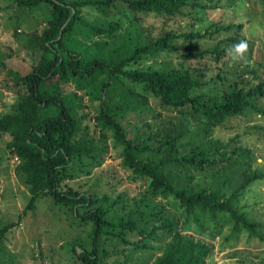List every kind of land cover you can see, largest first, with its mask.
I'll use <instances>...</instances> for the list:
<instances>
[{
  "label": "rangeland",
  "instance_id": "374dc122",
  "mask_svg": "<svg viewBox=\"0 0 264 264\" xmlns=\"http://www.w3.org/2000/svg\"><path fill=\"white\" fill-rule=\"evenodd\" d=\"M198 2L203 7L195 8L190 15L165 19L162 26L151 15L137 14L130 18L125 4L117 1L107 15L92 6H84L80 10L85 21L112 29L111 36L94 34L89 28L79 25L77 31L67 39L75 52L92 55L98 54L100 41L106 42L101 49L103 53L116 47L119 41L127 47H134L144 40L145 30L148 36L168 30L187 34L199 32L203 34L202 37L174 38L170 41L175 46L174 50L141 56L127 67L181 72L188 70L202 82V85L191 91V94L199 96L200 102L219 101L225 92L233 89V83L248 89L259 79H264V0ZM47 9L44 5L23 9L12 0H0V116L11 111L21 93L14 84L15 72H28L38 60L39 51L27 46V38L28 34L42 30ZM112 23L118 29H113ZM239 23L242 27L237 26ZM226 26L231 28L215 31ZM228 37H245L248 41L249 50L243 61L233 62L227 51L218 61L212 55L202 58L185 56L188 51L209 49L218 42L226 46ZM61 88L65 94L77 92L82 98L81 103L85 108L77 111L81 117L80 133L84 134L85 130L88 134L98 136L93 119L98 112L96 101L92 102L85 93L76 91L71 81L62 84ZM257 103L264 109L263 98ZM148 104L151 113L144 117L148 125L145 126L143 122L137 128L126 122L129 137L133 138L136 131L139 134L154 132L161 126L176 124L185 133L177 143L175 154L183 156L211 146L213 141L231 142L230 138L236 135L230 145L240 143L247 146L251 151V170L264 175L263 113L248 111L245 115L228 117L208 132L204 127V118L199 113L187 108L180 113L164 106L151 95L148 96ZM155 113L158 114L157 119L153 120ZM10 143L9 134H4L0 139V228L9 222L15 225L0 239V264H84L77 254L94 244L92 222H82L69 207L54 203L47 195L36 199L33 210L24 211L29 198L28 188L17 173L19 160ZM112 143L113 139L109 136V149L100 165L86 167L83 171L72 169L71 176L63 185L99 198L100 201L93 206L109 209L108 218L111 220L133 219L141 230L149 233L153 230V234L141 237L135 232H124L126 239L145 242L150 248L134 247L117 237L102 235L97 245L99 264H151L161 254L162 245L170 239V233L158 225L164 220L175 225L181 235L208 246L209 253L204 264H264V176L247 186L235 202L236 208L244 212L250 221L261 225L256 228L261 238L250 236L245 228L233 233V223L227 214L213 218L199 209L187 214L171 196L145 195V184L130 180V172L121 165L120 149L114 148ZM223 165L219 163L218 167ZM237 173L235 167L194 171L191 180L185 185L188 190L212 187L228 195L230 184L235 187L238 182Z\"/></svg>",
  "mask_w": 264,
  "mask_h": 264
},
{
  "label": "trees",
  "instance_id": "16d2710c",
  "mask_svg": "<svg viewBox=\"0 0 264 264\" xmlns=\"http://www.w3.org/2000/svg\"><path fill=\"white\" fill-rule=\"evenodd\" d=\"M18 7L31 9L47 7L46 22L40 32L30 33L27 46L39 51V57L28 72H15L14 84L21 91L11 111L0 116V139L9 134L11 147L19 162L17 173L27 185L29 198L25 210H33L38 197L50 196L54 203L69 207L74 216L82 222H92L93 246L77 254L84 264H99L98 240L102 235L113 236L138 248H150L145 242H133L124 236L125 230L139 236L150 237L153 230L144 232L135 220L124 218L118 222L108 218L109 209L93 206L99 198L82 193L64 181L71 176V170L83 171L86 167L100 165L108 152L107 138L113 139V147L120 149L121 165L130 172V180L145 184V195L173 197L187 214L196 210L217 218L228 215L233 223L232 232L242 228L250 236H258L259 223L250 221L246 214L235 206L244 189L257 179L260 172L252 171L250 149L243 144L231 142H211L190 155H176L177 143L185 131L176 124L164 125L156 131L127 135L126 122L134 127L145 122L151 108L148 96L158 99L161 104L180 113L183 109L199 113L204 118L205 129L222 124L228 117L245 115L248 111L264 114L257 101L264 99V79H259L252 87L244 89L233 83V89L225 92L219 101H201L192 89L202 82L188 70L168 71L164 69H130L127 66L141 56L153 55L163 50H174L170 42L174 38L202 37L193 32L180 33L173 30L155 32L134 47H127L119 41L116 47L102 52L106 42H99L98 54H79L71 49L67 38L77 28L85 26L94 34L111 36L112 29L95 26L85 21L81 8L92 6L107 15L116 1L125 4L131 15H151L163 25L172 16L192 14V10L203 7L198 0H12ZM137 22V20H135ZM113 29H118L112 23ZM242 27V24H237ZM231 26L217 28L230 29ZM148 31V29H147ZM244 38L228 37V45L218 42L214 47L201 51H188V58H202L212 55L219 60L227 48ZM102 52V53H101ZM73 82L75 90L85 93L90 101L97 103L98 112L94 123L98 136L80 133L81 117L77 114L85 106L77 92L63 93L61 85ZM157 115L155 113L154 119ZM83 116V115H82ZM87 116V115H86ZM133 119L135 120H132ZM148 122H145V126ZM96 132V130H95ZM2 159L0 153V161ZM222 163L223 166L218 167ZM237 171L238 182L225 195L210 188L188 190L186 183L194 171L225 169ZM185 177V178H184ZM231 177L229 178V181ZM160 222V219H159ZM14 222L5 223L0 228V239ZM162 230L170 233V239L160 248L161 254L151 264H204L209 248L180 234L175 225L167 220L159 223ZM261 238V237H259ZM75 252V248H73Z\"/></svg>",
  "mask_w": 264,
  "mask_h": 264
},
{
  "label": "clouds",
  "instance_id": "9594fccd",
  "mask_svg": "<svg viewBox=\"0 0 264 264\" xmlns=\"http://www.w3.org/2000/svg\"><path fill=\"white\" fill-rule=\"evenodd\" d=\"M249 50V44L247 40H240L233 43L227 48V54L231 57L233 62H240L245 59Z\"/></svg>",
  "mask_w": 264,
  "mask_h": 264
}]
</instances>
